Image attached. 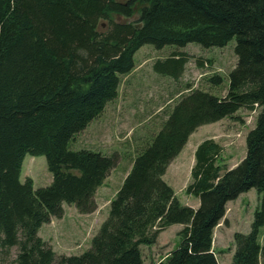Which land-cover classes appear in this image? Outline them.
<instances>
[{
	"label": "trees",
	"instance_id": "obj_1",
	"mask_svg": "<svg viewBox=\"0 0 264 264\" xmlns=\"http://www.w3.org/2000/svg\"><path fill=\"white\" fill-rule=\"evenodd\" d=\"M137 12L136 20L113 18ZM101 20L108 21L104 31ZM234 37L238 62L227 94L196 88L183 95L135 156L91 248L57 254L39 230L63 217L65 202L93 212L95 193L116 165V152L74 150L70 142L118 96L136 52L145 44L225 46ZM186 62L175 55L156 67L177 77ZM257 107L236 166L221 162L223 147L213 138L197 146L186 191L200 205L183 204L164 175L190 135ZM27 154L46 156L49 185L21 180ZM252 188L260 203L250 232L235 233L232 264H264V0H0V264H144L141 245L177 223L181 241L164 264H220L215 228L227 203Z\"/></svg>",
	"mask_w": 264,
	"mask_h": 264
},
{
	"label": "rangeland",
	"instance_id": "obj_2",
	"mask_svg": "<svg viewBox=\"0 0 264 264\" xmlns=\"http://www.w3.org/2000/svg\"><path fill=\"white\" fill-rule=\"evenodd\" d=\"M139 17L126 18L113 14L116 21H132ZM108 27L101 20L99 30ZM185 55L187 62L178 76L161 72L156 67L158 60ZM135 68L121 77L118 96L106 107L103 114L78 133L70 142L71 149L80 150L95 146L106 153L116 152V165L104 183L97 189L94 200L96 209L81 213L75 204L64 203L63 217H53L43 224L39 235L49 242L57 254H82L92 246V239L109 216L110 204L131 170L135 156L162 128L178 100L192 89H202L224 97L230 84V72L236 67V38L225 46L204 47L197 42L186 46L166 45L161 49L153 44L143 45L135 54ZM219 75L222 82L214 77ZM260 109L241 108L233 117L201 125L190 135L182 151L169 165L164 179L174 189L179 200L197 208L200 201L187 193L192 180V168L196 162L197 146L207 138H213L222 147L221 162L226 167L236 166L246 155V138L255 126ZM31 177L35 188L47 186L53 179L45 155L27 154L23 161L21 180ZM260 203L256 188L243 192L227 203L224 218L214 231V249L220 264H232L236 250L235 233L251 230L254 214ZM182 224H172L163 230L152 245H141L144 264H164L166 256L181 241ZM260 241L264 245V226ZM18 247L11 249L8 261H12ZM2 255H0V259ZM6 261V260H5Z\"/></svg>",
	"mask_w": 264,
	"mask_h": 264
},
{
	"label": "crops",
	"instance_id": "obj_3",
	"mask_svg": "<svg viewBox=\"0 0 264 264\" xmlns=\"http://www.w3.org/2000/svg\"><path fill=\"white\" fill-rule=\"evenodd\" d=\"M109 103H110V102H109ZM109 103H108V104H109ZM108 104H107V105H108ZM106 107H107V106H106ZM105 109H106V108H105ZM104 111H105V110H104ZM88 126H89V125H88ZM193 133H194V132H193ZM193 133H192V134H193ZM90 147H91L92 149L102 150L101 148H97V147H95V146H90ZM88 149H90V148H88ZM102 151H104V150H102Z\"/></svg>",
	"mask_w": 264,
	"mask_h": 264
}]
</instances>
